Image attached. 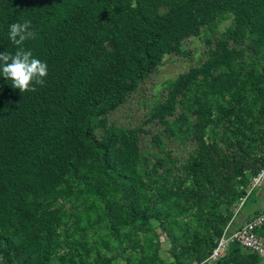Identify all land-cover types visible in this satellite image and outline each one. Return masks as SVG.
Here are the masks:
<instances>
[{
  "label": "trees",
  "instance_id": "obj_1",
  "mask_svg": "<svg viewBox=\"0 0 264 264\" xmlns=\"http://www.w3.org/2000/svg\"><path fill=\"white\" fill-rule=\"evenodd\" d=\"M25 21L48 76L0 75V264L208 260L264 172V0H0V53ZM196 37L143 124L111 122ZM205 264L264 259L234 243Z\"/></svg>",
  "mask_w": 264,
  "mask_h": 264
},
{
  "label": "rangeland",
  "instance_id": "obj_2",
  "mask_svg": "<svg viewBox=\"0 0 264 264\" xmlns=\"http://www.w3.org/2000/svg\"><path fill=\"white\" fill-rule=\"evenodd\" d=\"M230 24V21L223 22L216 29L217 34L223 32ZM183 49L189 53V57L168 56L159 70L147 78L142 84L138 93L129 98L127 103L117 112L110 116L113 123L123 126H139L146 120V115L153 105L166 93L167 83L176 79L180 74L197 65L205 57L204 37H196L188 40ZM149 133L155 132L153 125H145ZM146 140L150 136H145ZM257 187V186H256ZM167 246H164V256L168 257Z\"/></svg>",
  "mask_w": 264,
  "mask_h": 264
},
{
  "label": "clouds",
  "instance_id": "obj_3",
  "mask_svg": "<svg viewBox=\"0 0 264 264\" xmlns=\"http://www.w3.org/2000/svg\"><path fill=\"white\" fill-rule=\"evenodd\" d=\"M31 29L30 21L12 23L9 26V39L18 50L14 54L7 51L0 53V75L10 80L12 87L20 93L34 92V85H43L48 76L47 64L22 47L26 40L35 37Z\"/></svg>",
  "mask_w": 264,
  "mask_h": 264
},
{
  "label": "built area",
  "instance_id": "obj_4",
  "mask_svg": "<svg viewBox=\"0 0 264 264\" xmlns=\"http://www.w3.org/2000/svg\"><path fill=\"white\" fill-rule=\"evenodd\" d=\"M263 175L264 172L255 181L254 187L260 183ZM262 226H264V211L254 216L245 226L238 230L232 231L229 225L208 260L194 264H205L208 261L216 262L222 259L234 243H238L245 251L254 252L264 259V237L258 233Z\"/></svg>",
  "mask_w": 264,
  "mask_h": 264
},
{
  "label": "crops",
  "instance_id": "obj_5",
  "mask_svg": "<svg viewBox=\"0 0 264 264\" xmlns=\"http://www.w3.org/2000/svg\"><path fill=\"white\" fill-rule=\"evenodd\" d=\"M264 211V175L256 187V193L247 205L239 210L231 225V230L235 231L245 226L254 216Z\"/></svg>",
  "mask_w": 264,
  "mask_h": 264
}]
</instances>
